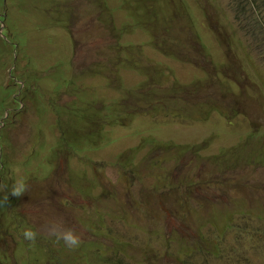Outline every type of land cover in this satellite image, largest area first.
<instances>
[{
	"label": "rangeland",
	"instance_id": "obj_1",
	"mask_svg": "<svg viewBox=\"0 0 264 264\" xmlns=\"http://www.w3.org/2000/svg\"><path fill=\"white\" fill-rule=\"evenodd\" d=\"M2 15L0 200L16 179L27 192L0 203V264H264V0H0ZM116 171L125 196L102 206L93 186Z\"/></svg>",
	"mask_w": 264,
	"mask_h": 264
},
{
	"label": "crops",
	"instance_id": "obj_2",
	"mask_svg": "<svg viewBox=\"0 0 264 264\" xmlns=\"http://www.w3.org/2000/svg\"><path fill=\"white\" fill-rule=\"evenodd\" d=\"M94 145H96V144H94ZM94 145H92V146H94ZM80 155H81L80 152L73 153L72 154V158L70 159V162L68 163L67 166L70 167V168H73L76 165L77 161L80 164H82L83 166H85V164L89 161V158L90 157L89 158H83ZM115 165H118V163L115 164ZM115 165H114V169L116 168ZM83 173L87 174L86 171L83 172ZM105 174H106V172L101 173V175L97 178V180L100 181V184H97V185L93 186L95 188L96 187H99L100 190H101V194L96 197V202L97 203L98 202H101L102 206L109 199L118 200L120 198H123L120 195V190L122 192V195L125 196L124 193H123V191H125V189L120 184V180L118 179V174L117 173H115V174L113 173L111 176H105ZM78 175L81 177L82 176L81 172ZM105 177H107V178H105ZM77 179H78V182L81 183L78 177H77ZM82 180L84 181V183H83L84 185H79V184H77V183H75L73 181H69V182L65 183L66 182V178L63 179V180H59L58 181V184H63L64 183V184H67V185H70V186H74V187L77 188L78 193H83L84 192V187H87V189H88V186L87 185L88 184L91 185V183H89V181H90L89 178L88 179L82 178ZM52 187H54V186L52 185ZM59 189L60 190H64V189H67V188H59ZM94 190H96V189H94ZM73 196L78 197L80 200H84V202L86 204H88V205L91 204V203H94V201H95V196L93 194H89L86 198H84L83 196L77 195V194L76 195H73ZM127 202H128V204L130 203L128 200H127ZM97 211H100V209L97 210ZM83 213L88 216L89 214L92 213V210L91 209H86ZM118 213H119V211H117V212L116 211L111 212V214L113 216L116 215V214H118ZM122 213H124V210H122ZM204 213H206V212H204ZM94 214H92V215H94ZM77 217H79V216L77 215ZM81 225H82V227H85V225L83 224V222H81ZM219 242H221V241H219ZM219 242H214V240H213V244L210 246V249L213 247L214 244H219ZM208 249H209V247H208Z\"/></svg>",
	"mask_w": 264,
	"mask_h": 264
},
{
	"label": "clouds",
	"instance_id": "obj_3",
	"mask_svg": "<svg viewBox=\"0 0 264 264\" xmlns=\"http://www.w3.org/2000/svg\"><path fill=\"white\" fill-rule=\"evenodd\" d=\"M1 10L4 13V10L5 9H1ZM143 94L145 95L144 97H146V94L145 93H143ZM161 100H162L163 108L166 105H168L165 102L164 99H161ZM115 110H119V109L114 108V109H112V110L109 111V114L113 113ZM152 111H156L154 109V105L150 108V112L151 113H153ZM62 145L63 144L60 143V146H62ZM114 163L115 164L118 163V165L121 166V164L117 160H115ZM123 166H125V163L123 164ZM16 171H18V170H16ZM116 173L118 174L119 171H116ZM118 178H121V176L118 175ZM26 192H27V186L23 182V180L22 179H16V180H14V183H13V185L11 187V190H10V193L9 194L11 196H15V197L19 198L23 194H25ZM9 194H5L4 197H3V200H0V203H6L7 200H8V198H9ZM48 231H49V235L54 236L57 240H63L64 244L68 248H70V249H75V248L79 247V245L81 243V238L78 235V233H77V231H76L75 228H67V229H65V228H63L62 224H58V223L52 222V223H50V225L48 227ZM224 232H226V230H224ZM37 236H38V232L37 231H34L32 229H27V230H25L23 232L24 239L25 240H28V241H35L36 238H37ZM186 242H184L182 244L183 247H184V251H185V244H186ZM193 251H194L193 248H191V253H193Z\"/></svg>",
	"mask_w": 264,
	"mask_h": 264
},
{
	"label": "trees",
	"instance_id": "obj_4",
	"mask_svg": "<svg viewBox=\"0 0 264 264\" xmlns=\"http://www.w3.org/2000/svg\"><path fill=\"white\" fill-rule=\"evenodd\" d=\"M3 18H4V15H2V18H1L0 21H2ZM124 112H125L124 110H120V109H119V110H115L113 113H111V114H112V119H113L114 123L124 124V123H121L122 118L124 117V116H123V113H124ZM121 116H123V117H121ZM111 163H113V162H111ZM217 245H220V244H214V245H213V247L210 249V252H211V253L214 254V249H213V248H214L215 246H217ZM217 250H219L218 247L215 248V251H217ZM183 255H184V251H183Z\"/></svg>",
	"mask_w": 264,
	"mask_h": 264
}]
</instances>
